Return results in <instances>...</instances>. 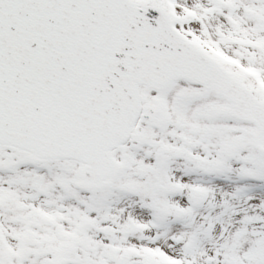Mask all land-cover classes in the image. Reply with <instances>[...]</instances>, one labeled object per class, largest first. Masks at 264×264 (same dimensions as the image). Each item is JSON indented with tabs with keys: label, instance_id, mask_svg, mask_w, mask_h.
I'll return each instance as SVG.
<instances>
[{
	"label": "snow or ice",
	"instance_id": "6c2138e0",
	"mask_svg": "<svg viewBox=\"0 0 264 264\" xmlns=\"http://www.w3.org/2000/svg\"><path fill=\"white\" fill-rule=\"evenodd\" d=\"M0 264H264V0H0Z\"/></svg>",
	"mask_w": 264,
	"mask_h": 264
}]
</instances>
